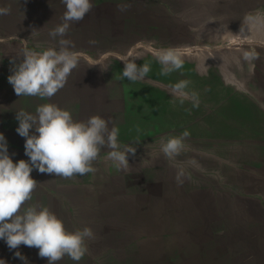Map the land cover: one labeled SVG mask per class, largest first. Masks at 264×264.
Listing matches in <instances>:
<instances>
[{
  "label": "rangeland",
  "instance_id": "374dc122",
  "mask_svg": "<svg viewBox=\"0 0 264 264\" xmlns=\"http://www.w3.org/2000/svg\"><path fill=\"white\" fill-rule=\"evenodd\" d=\"M92 10L73 23L79 63L50 99L17 96L8 77L25 44L58 48L50 30L62 23L61 0H0V133L13 162L29 160L16 112L36 113L53 103L75 121L99 115L119 129L126 169L108 160L94 173L70 179L33 170L38 182L29 205L46 206L68 231L90 227L88 252L78 264H264V0H91ZM127 4L126 11L118 5ZM180 48L183 67L167 76L154 49ZM245 52L259 59L246 61ZM150 65L143 80L121 78L124 57ZM190 81L191 99L172 94ZM189 131L174 160L160 151L161 137ZM30 134H35L34 129ZM185 172L182 185L176 181ZM27 206V205H26ZM248 237L247 243L240 242ZM240 240V241H239ZM240 242V243H238ZM48 264L35 247L9 249L6 264ZM58 264H77L65 256Z\"/></svg>",
  "mask_w": 264,
  "mask_h": 264
},
{
  "label": "clouds",
  "instance_id": "9594fccd",
  "mask_svg": "<svg viewBox=\"0 0 264 264\" xmlns=\"http://www.w3.org/2000/svg\"><path fill=\"white\" fill-rule=\"evenodd\" d=\"M66 6L62 23L50 30L53 39L60 37L58 48L50 47L36 51L22 48L21 59H13L12 74L8 82L17 96H33L50 99L67 83V79L79 63V55L74 51V42L64 37L71 24L83 20L93 8L91 0H61ZM118 10L126 11L130 5H118ZM10 7H0V16L9 15ZM154 56L161 65V75L167 76L183 67V53L180 48L161 47L154 49ZM246 61L259 59L257 53L245 52ZM136 57H124L121 78L135 82L143 80L150 72V65H138ZM190 81L182 80L172 86V94L183 103L191 99L194 107L199 106L197 94H189L186 89ZM19 126L16 132L25 138V155L29 160L13 162L8 153L7 141L0 133V240L9 249L20 245L35 247L38 255L46 258L48 264H58L65 256L78 262L87 254V240L94 239L90 227L68 231L63 221L46 206L32 204L33 193L38 182L32 178V171L70 179L76 175L94 173V162L99 158L101 149L107 148V159L117 168L126 169L129 153L135 155L136 148L126 145L121 150L118 143L119 129L109 128V120L99 115L86 121H75L69 110L61 109L53 103H45L31 114L23 110L16 112ZM34 129L35 134H30ZM190 132L185 130L179 136L161 137L160 151L169 160H174L185 147ZM185 172L181 168L176 181L182 185ZM27 205V206H26ZM15 256L25 261L27 258L19 251ZM0 264H6L0 259Z\"/></svg>",
  "mask_w": 264,
  "mask_h": 264
},
{
  "label": "crops",
  "instance_id": "0c3cea01",
  "mask_svg": "<svg viewBox=\"0 0 264 264\" xmlns=\"http://www.w3.org/2000/svg\"><path fill=\"white\" fill-rule=\"evenodd\" d=\"M253 197H255V198H258V199H260V201H262L263 202V198H264V191H262V190H259V191H257V190H254V192H253ZM264 203V202H263ZM248 237H245V238H241L239 241L240 242H242V241H244V243L246 242L247 243V239ZM240 242H238V243H240Z\"/></svg>",
  "mask_w": 264,
  "mask_h": 264
}]
</instances>
